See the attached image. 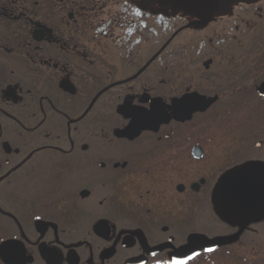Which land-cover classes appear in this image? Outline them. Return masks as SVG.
Instances as JSON below:
<instances>
[{
	"label": "flooded vegetation",
	"instance_id": "af4514ba",
	"mask_svg": "<svg viewBox=\"0 0 264 264\" xmlns=\"http://www.w3.org/2000/svg\"><path fill=\"white\" fill-rule=\"evenodd\" d=\"M261 93L264 0L205 24L146 0H0V264H155L235 234L214 191L264 162ZM194 94L212 101L173 103ZM263 242L264 219L213 252Z\"/></svg>",
	"mask_w": 264,
	"mask_h": 264
},
{
	"label": "water",
	"instance_id": "95a60500",
	"mask_svg": "<svg viewBox=\"0 0 264 264\" xmlns=\"http://www.w3.org/2000/svg\"><path fill=\"white\" fill-rule=\"evenodd\" d=\"M161 7L169 8L174 13L183 12L187 15L195 16L200 20V23H208L214 16L227 13L231 6L238 2H251L255 0H146ZM196 95H187L180 99L191 98L195 100L196 104H209L212 100L201 98L200 101ZM196 98V99H195ZM157 100V99H156ZM155 100V101H156ZM239 178L246 181L252 188V195L249 197L245 205L235 211L228 212L225 218L224 210L218 205L216 200V192L220 185L227 177ZM264 188V162H248L232 170L227 171L218 187L214 191V204L219 217L228 224L239 226L238 232L227 236H216L209 238L204 235H191L188 237L186 244L173 250L171 255H190L191 252L196 251L202 254L207 248L218 249L221 246L232 244L238 241L244 229L252 224L260 222L264 219V195L261 194V189ZM101 222L95 225V230L100 231ZM167 247L166 245H159L151 249L152 252H159ZM125 264H145L144 258L130 259Z\"/></svg>",
	"mask_w": 264,
	"mask_h": 264
},
{
	"label": "snow or ice",
	"instance_id": "6c2138e0",
	"mask_svg": "<svg viewBox=\"0 0 264 264\" xmlns=\"http://www.w3.org/2000/svg\"><path fill=\"white\" fill-rule=\"evenodd\" d=\"M139 14V11L137 10ZM264 95V93H261ZM195 101L191 98H185L184 100H174L173 103L176 105L177 109L182 108L186 103H194ZM143 109H133L130 115H133V122L136 120V115L133 113L143 112ZM259 147V145H257ZM217 186V185H216ZM252 188L250 185L239 178H230L229 176L225 179V181L220 185L219 189L216 192V200L219 206H221L224 210L225 218H227V213L231 211L238 210L242 208L249 197L252 195ZM261 194L264 195V188L261 189ZM213 195V194H212ZM39 219V217H37ZM215 249L207 248L205 251L212 252ZM151 255L156 257L158 255L157 252H152ZM200 253L193 251L190 255H169V258L164 259H156L155 264H188L190 260H193L195 257L199 256Z\"/></svg>",
	"mask_w": 264,
	"mask_h": 264
},
{
	"label": "trees",
	"instance_id": "16d2710c",
	"mask_svg": "<svg viewBox=\"0 0 264 264\" xmlns=\"http://www.w3.org/2000/svg\"><path fill=\"white\" fill-rule=\"evenodd\" d=\"M188 264H264V255L261 258H245L233 251H217L204 253Z\"/></svg>",
	"mask_w": 264,
	"mask_h": 264
},
{
	"label": "rangeland",
	"instance_id": "374dc122",
	"mask_svg": "<svg viewBox=\"0 0 264 264\" xmlns=\"http://www.w3.org/2000/svg\"><path fill=\"white\" fill-rule=\"evenodd\" d=\"M262 244L263 245L260 246V249L259 246H257L254 252L252 250L250 251V249L244 250L242 248H238L235 250V253L239 254L240 256L242 255V257L244 256L245 258H261L262 255H264V242Z\"/></svg>",
	"mask_w": 264,
	"mask_h": 264
}]
</instances>
